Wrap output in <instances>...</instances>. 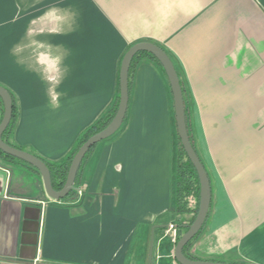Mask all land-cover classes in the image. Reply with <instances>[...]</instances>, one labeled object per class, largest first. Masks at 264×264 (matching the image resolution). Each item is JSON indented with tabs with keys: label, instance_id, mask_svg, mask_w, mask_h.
I'll list each match as a JSON object with an SVG mask.
<instances>
[{
	"label": "crops",
	"instance_id": "obj_1",
	"mask_svg": "<svg viewBox=\"0 0 264 264\" xmlns=\"http://www.w3.org/2000/svg\"><path fill=\"white\" fill-rule=\"evenodd\" d=\"M142 42L174 66L210 183L189 255L264 264V0H0L8 141L64 162L113 106L122 58ZM176 151L168 80L142 55L121 127L80 167V197L49 199L35 169L0 154V264H147L153 227L152 264H171Z\"/></svg>",
	"mask_w": 264,
	"mask_h": 264
},
{
	"label": "water",
	"instance_id": "obj_2",
	"mask_svg": "<svg viewBox=\"0 0 264 264\" xmlns=\"http://www.w3.org/2000/svg\"><path fill=\"white\" fill-rule=\"evenodd\" d=\"M140 52L152 55L161 65L166 78L168 80L170 91L173 100L174 123L176 135L179 143L185 153L187 159L195 170L199 183V204L197 214L192 224L187 226L186 232L179 238L173 249V259L176 264H227L214 261H199L189 260L183 254V248L196 236L201 230L208 214L211 200L210 183L207 173L198 158L188 136L186 126V114L183 100V92L180 86L178 75L168 55L158 46L151 43H137L130 47L124 54L120 69L118 80V104L114 117L109 124L100 132L88 138L77 150L71 159L66 174L63 187L59 191H55L52 187L51 176L46 164L38 157L22 151L20 149L7 145L2 136L6 131L12 118V98L10 93L0 86V101L2 103L3 112L0 120V152L13 159L21 161L33 169H35L41 177L44 192L46 196L53 201H60L65 199L69 193L75 190L74 183L79 170V167L87 154V152L96 144L103 142L112 137L121 127L127 112L128 106V72L131 61L134 56ZM151 229L150 244L148 251L147 264H152L153 259V241L154 230Z\"/></svg>",
	"mask_w": 264,
	"mask_h": 264
},
{
	"label": "trees",
	"instance_id": "obj_3",
	"mask_svg": "<svg viewBox=\"0 0 264 264\" xmlns=\"http://www.w3.org/2000/svg\"><path fill=\"white\" fill-rule=\"evenodd\" d=\"M147 56L151 60H153L161 69V65L157 62V60L150 54L148 53H143L140 52L136 54L131 61L130 67H129V72H128V79L129 77L132 76L133 74V68L135 64V59H137L140 56ZM163 70V69H162ZM11 95V94H10ZM12 98V118L11 121L4 132L2 136V140L9 146L16 148L13 146L9 141H8V136L11 132V129L14 125V119H15V103ZM117 104H118V94L116 97V100L113 104V106L108 109L104 115H102L97 121H95L90 127H88L78 138L76 141L72 151L70 154L66 157L64 162L60 164H51L46 161H43L46 166L49 169L50 176H51V183L52 187L55 191H59L65 182L66 174L68 171L69 164L71 162L72 157L74 154L77 152L79 147L91 136L94 134L100 132L103 130L109 122L112 120L116 113L117 109ZM186 114V111H185ZM186 126L188 130V136L190 139V142L192 144L190 135H189V126L187 124V116H186ZM176 143H177V151H176V157H175V162H174V184H173V201H172V207L171 211L174 214V224L176 226V239L173 241V248L176 244V242L179 240V238L186 232L187 226L192 224L193 220L195 219V216L197 214L198 210V204H199V183H198V178L195 173L194 168L190 164L189 160L187 159L185 153L183 152V149L179 143V139L176 135ZM97 145V144H96ZM95 145V146H96ZM93 146L85 155L84 159L89 155V153L92 151V149L95 147ZM193 147V145H192ZM0 154H2L0 152ZM3 155V154H2ZM5 157L11 158L9 156L4 155ZM13 159V158H11ZM83 159V161H84ZM82 161V163H83ZM81 163V165H82ZM80 165V167H81ZM79 167V170H80ZM79 170L75 179L74 187H77L78 185V175H79ZM74 192H71L68 194V197L73 195ZM65 198V199H66ZM205 223V222H204ZM204 225V224H203ZM203 227V226H202ZM202 230V228H201ZM201 230L196 234V236L183 248V254L184 256L189 259V260H199V261H204L200 260L196 257H193L188 254V249L192 242L199 236ZM171 264H176L173 258H170Z\"/></svg>",
	"mask_w": 264,
	"mask_h": 264
},
{
	"label": "built area",
	"instance_id": "obj_4",
	"mask_svg": "<svg viewBox=\"0 0 264 264\" xmlns=\"http://www.w3.org/2000/svg\"><path fill=\"white\" fill-rule=\"evenodd\" d=\"M82 191H83L82 187H75V190L73 192L75 193V195L77 197H80L82 195ZM163 238L167 239V240L175 241V239H176V226L174 223L170 224L167 227V230L165 231ZM167 257L173 258V253L169 254Z\"/></svg>",
	"mask_w": 264,
	"mask_h": 264
},
{
	"label": "rangeland",
	"instance_id": "obj_5",
	"mask_svg": "<svg viewBox=\"0 0 264 264\" xmlns=\"http://www.w3.org/2000/svg\"><path fill=\"white\" fill-rule=\"evenodd\" d=\"M163 245H164V243H163ZM163 245H162V246H163ZM187 252H188V254H189V249H188V251H187ZM169 259H170V258H169ZM172 264H173V263H172Z\"/></svg>",
	"mask_w": 264,
	"mask_h": 264
}]
</instances>
